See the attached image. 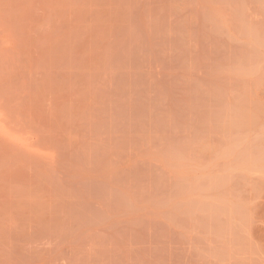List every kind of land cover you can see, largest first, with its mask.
Returning a JSON list of instances; mask_svg holds the SVG:
<instances>
[{"label":"rangeland","instance_id":"rangeland-1","mask_svg":"<svg viewBox=\"0 0 264 264\" xmlns=\"http://www.w3.org/2000/svg\"><path fill=\"white\" fill-rule=\"evenodd\" d=\"M0 264H264V0H0Z\"/></svg>","mask_w":264,"mask_h":264}]
</instances>
